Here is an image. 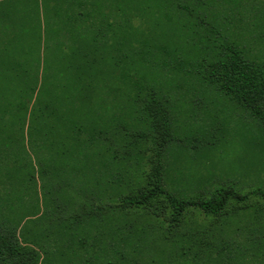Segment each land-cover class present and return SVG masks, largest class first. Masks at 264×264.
Masks as SVG:
<instances>
[{"label":"trees","instance_id":"trees-1","mask_svg":"<svg viewBox=\"0 0 264 264\" xmlns=\"http://www.w3.org/2000/svg\"><path fill=\"white\" fill-rule=\"evenodd\" d=\"M215 7L233 14L235 22L251 35L253 40L247 41L249 49L253 51L252 45L256 43L264 44V0H18L8 6L0 4V32L9 41L0 45L3 69L0 72V264H55L57 253L61 258H69L68 261L76 258L93 261L92 255L104 264H119L118 260L125 259L119 253L113 255L107 247L110 237L101 224L97 235H91L96 225L92 218L96 212L94 206L80 205L74 211L73 221L65 217L70 204L59 203L64 196L59 194L63 187H57L54 177L57 173L69 174L72 168L60 159L69 156V152L81 153L88 163L89 150L102 152L106 130L101 123L106 118H102L100 105L95 109L87 106L88 101H98L99 94L94 91L99 79L117 77L119 68L126 71L138 54L153 47L164 50L159 44L146 43L147 34L139 25L154 22L165 35H175L177 27L189 26L188 19L195 21L193 27L201 23L199 17L193 18L195 11L206 15ZM166 19L170 23H164ZM223 19L229 20V16ZM246 19L254 22L253 25ZM163 24L166 29L162 28ZM22 39L39 40L45 48L48 44L49 55L60 58L57 64L72 71L62 89H34L40 57L37 46L17 56L11 46L15 43L20 46L18 42L24 43ZM168 51L174 52L171 48ZM263 58L259 61L254 53V58L249 59L237 45H216L207 59L176 61L169 69L168 84L178 88L212 87L247 105L253 116L262 120ZM184 66L199 73L189 75ZM158 76L160 81L152 86L142 77L140 90L128 84L127 93L129 101L142 105L137 120L144 131L136 133L135 138L151 140L155 145L157 159L152 177H145L148 185L144 190L129 194L133 189L130 188L119 204L106 207V213L116 210L135 214L147 210L165 195L174 208V224L190 207L218 217L231 198L244 203L251 195L264 196L261 191L241 195L233 189H220L209 199L183 200L167 192L160 155L176 129L171 98L160 88L165 77ZM130 79L127 75L120 77L122 82ZM109 118L111 124L114 118ZM113 157L118 158L116 154ZM56 213L63 216L56 219ZM50 215L51 219H45ZM29 220L34 223L29 224ZM69 251L74 255H69Z\"/></svg>","mask_w":264,"mask_h":264},{"label":"rangeland","instance_id":"rangeland-1","mask_svg":"<svg viewBox=\"0 0 264 264\" xmlns=\"http://www.w3.org/2000/svg\"><path fill=\"white\" fill-rule=\"evenodd\" d=\"M15 2L18 0H0L4 6ZM212 10L206 15L195 11L193 18L199 17L201 23L193 27L195 21L188 19L189 26L177 27L175 35H165L154 22L139 25L147 34L145 42L159 44L164 50L147 48L149 51L136 56L132 67H127L126 71L119 68L117 77L99 79L94 91L99 94L98 101H88L87 106L95 109L100 105L102 118H106L101 123L106 130L102 152L89 150L88 163L83 155H79L81 153L69 152V156L60 159L72 168L69 174L57 173L54 177L57 187H63L59 194L64 196L59 203L70 204L65 217L73 221L74 211L79 210L80 205L94 206L96 212L92 218L96 225L91 235H97L99 224L106 229V236L110 237L107 247L113 255L125 256V259L118 260L119 264H264V196L251 195L244 203L231 198L218 217L190 207L174 224V208L165 195L147 210L135 211L134 215L116 210L106 213L105 210L119 204L121 196L130 188L133 189L129 194L144 190L148 185L145 177H152L157 159L155 145L151 140L135 138L136 133L144 131L137 120L142 105L129 101L127 93L128 84L140 90L142 77L147 79V85L152 86L160 81L158 75L165 77L160 88L171 98L176 129L175 136L167 141L160 155L167 192L183 200L209 199L220 189H233L241 195L254 191L264 193V119L259 120L247 105L212 87L178 88L168 84L169 69L176 61L207 59L216 45L240 46L249 59L254 58V53L259 61L264 57V44L256 43L252 45L253 51L249 49L247 41L253 39L241 24L235 22L233 14L220 7ZM228 16L229 20L225 21L223 18ZM246 20L253 25L250 19ZM165 21L170 23L168 19ZM162 28L166 29L164 24ZM3 41L9 43L0 32V45ZM18 43L20 46L17 43L13 48L11 46L17 56L37 46L40 65L35 71L34 89L53 91L65 86L72 71L57 64L61 60L49 55L51 48L48 44L45 48L43 42L30 39ZM170 48L173 53L168 51ZM183 69L189 75L199 73L189 66ZM0 72L3 73L2 68ZM124 75L131 79L122 82L120 77ZM106 93H112L114 97H107ZM110 116L114 118L111 124ZM110 144L112 148H108ZM113 154L118 158H111ZM91 195H94L93 200H90ZM55 216L58 219L63 215L56 213ZM51 218L50 215L45 219ZM92 257L94 260L88 262L84 258L68 261L69 258H61L57 253L55 264H104L96 255Z\"/></svg>","mask_w":264,"mask_h":264}]
</instances>
